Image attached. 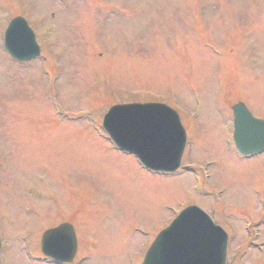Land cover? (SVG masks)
Masks as SVG:
<instances>
[{
	"label": "rangeland",
	"instance_id": "rangeland-1",
	"mask_svg": "<svg viewBox=\"0 0 264 264\" xmlns=\"http://www.w3.org/2000/svg\"><path fill=\"white\" fill-rule=\"evenodd\" d=\"M18 15L43 60L4 51ZM153 100L185 116V164L202 170L149 175L90 127L118 102ZM239 101L264 117V0H0L3 264H40L27 251L40 253L43 233L68 220L85 264H139L191 205L228 231L227 264H264V155H236Z\"/></svg>",
	"mask_w": 264,
	"mask_h": 264
},
{
	"label": "water",
	"instance_id": "water-1",
	"mask_svg": "<svg viewBox=\"0 0 264 264\" xmlns=\"http://www.w3.org/2000/svg\"><path fill=\"white\" fill-rule=\"evenodd\" d=\"M6 49L19 61L40 55L34 33L27 22L17 18L5 36ZM236 115L235 140L247 156L264 151V122L254 119L243 104ZM104 126L118 146L137 154L154 170L174 172L186 144L179 116L159 104L117 106L110 110ZM226 233L198 208H190L164 231L149 250L144 264H225ZM43 250L61 262L71 261L76 237L71 226L63 225L45 233Z\"/></svg>",
	"mask_w": 264,
	"mask_h": 264
}]
</instances>
